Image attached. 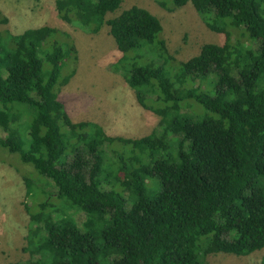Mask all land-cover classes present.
I'll return each mask as SVG.
<instances>
[{
	"label": "trees",
	"instance_id": "trees-1",
	"mask_svg": "<svg viewBox=\"0 0 264 264\" xmlns=\"http://www.w3.org/2000/svg\"><path fill=\"white\" fill-rule=\"evenodd\" d=\"M155 1L166 11L197 3L203 23L225 43L179 62L146 9L132 6L106 20L122 0H57L61 19L84 33L109 27L122 54L110 71L160 117L138 140L69 119L58 100L75 75L59 82L66 58L77 60L69 34L48 26L0 32V147L48 179L62 207L85 217L78 224L64 208L48 213L47 201L29 212L26 251L36 256L29 264H203L211 254L264 248V0ZM46 42H53L49 51ZM144 45L177 65L173 78L163 66L128 58ZM204 79L207 91L198 85ZM150 87L164 100H146ZM187 101L201 105L204 117L182 108ZM15 104L22 107L9 108ZM153 175L161 190L151 198L146 180Z\"/></svg>",
	"mask_w": 264,
	"mask_h": 264
},
{
	"label": "rangeland",
	"instance_id": "rangeland-1",
	"mask_svg": "<svg viewBox=\"0 0 264 264\" xmlns=\"http://www.w3.org/2000/svg\"><path fill=\"white\" fill-rule=\"evenodd\" d=\"M132 6L144 8L160 20L163 27L161 38L166 44L168 55L179 62L198 56L206 44L225 43L223 34L211 31L203 23L199 5L192 1L174 11H166L155 0H122L120 9L107 14L106 20ZM0 12L8 18L7 24H0V32L7 30L19 34L27 29L48 26L69 34L73 39L69 43L74 47L77 60L70 56L66 58L59 82L73 70L75 75L60 89L58 95V100L64 105L73 123H95L108 137L132 140L149 136L158 128L160 117L145 110L124 78L110 71L111 65L116 64L122 54L109 33V27L104 26L94 35L84 33L61 19L57 0H0ZM238 36L239 34H235L234 37H244ZM66 43L60 42L64 46ZM52 44L53 42H46L44 49L49 51ZM158 50L155 45H144L130 53L128 58L134 59L137 65L153 63L155 67L163 66L169 77L173 78L177 65L170 61L165 64V57L159 56ZM205 80L198 85L207 91L209 87ZM148 99L163 101L164 97L153 88L146 97ZM181 105L182 108L189 106L187 112L200 115L199 118L206 114L205 109L196 102L187 101ZM21 107L17 104L9 106L12 109ZM32 116L31 111L26 115L30 120ZM61 130L65 133L62 128ZM170 142H175V138H171ZM127 150L125 153L129 157L131 153L128 148ZM26 180H29L31 188H27ZM47 180L32 166L24 164L18 155L0 147V264H29L36 260V256L26 251L30 229L29 212L40 211L42 202H48V213L64 208L65 214L72 216L78 224L85 220L83 215L75 210L65 209L62 207L63 202L50 196ZM146 189L151 198L161 190L157 175L146 180ZM128 194L125 192V195ZM263 258L264 248L246 256L211 254L203 259V264H261Z\"/></svg>",
	"mask_w": 264,
	"mask_h": 264
}]
</instances>
